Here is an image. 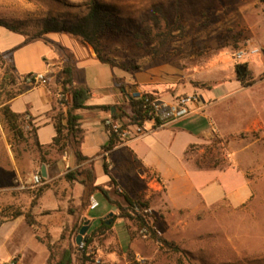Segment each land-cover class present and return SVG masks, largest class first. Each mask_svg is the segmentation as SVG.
<instances>
[{
	"label": "rangeland",
	"instance_id": "374dc122",
	"mask_svg": "<svg viewBox=\"0 0 264 264\" xmlns=\"http://www.w3.org/2000/svg\"><path fill=\"white\" fill-rule=\"evenodd\" d=\"M91 1L0 0V20L20 24L23 29L35 33L41 29L38 24L41 18H70L84 12ZM98 1L133 26L140 25L143 19L144 25L148 24L152 8L164 5L169 23L165 26L167 22L164 21L162 30L172 29L167 43L163 47V37L151 35L139 38L125 32L105 35L103 54L119 65L126 64L128 70L94 61L83 42L72 35L53 32L26 42L27 35L0 25V51L13 50L19 77L15 84L5 81V70L0 68V264L14 258L21 264H49L50 260L53 263L54 257L70 245L75 247V264H264V256L254 253L255 249L264 247V222L258 221L262 217L254 216L252 205L234 207L225 200L208 205L231 197L234 189L241 185L240 176L232 178L212 171L209 159L220 155L226 158L227 167L230 166L231 157L236 159L237 155L235 132L248 127L259 110L264 116V82L251 88L259 77L264 76V4L260 0ZM52 43L63 44L75 51L78 67L83 69L79 75L86 76L91 88L98 83H108L118 85L120 91V83L134 79L133 73L153 69L151 87L154 92L162 97L196 95L199 102L194 106L198 104L205 109L206 105H211L222 120L223 133H235L232 137L223 136L218 128L209 138L202 139L211 128L210 117L207 112H202L191 114L172 126L184 127L185 132L176 133L170 127L128 147L138 153L145 164L177 174L171 183V198L185 207L170 205L163 182V187L158 189L149 184L156 192L148 199L144 184L135 182L134 190L130 191L133 198L149 203V212H145V216L158 234L173 245L166 246L149 239L143 230H138L135 219L130 221L135 232L131 239L125 219L117 214L119 208L101 190L95 192L99 206L83 211L84 185L79 181L70 182L65 177L71 169L82 165L73 164L69 170L59 168L63 156L56 151L47 154L49 161L46 163L43 156L47 147L38 145L31 127L27 124L25 136L16 137L2 119L1 106L9 92L39 86L25 84L21 79L44 72L48 62L57 56ZM255 50L258 52L254 53ZM240 51H244L241 60L236 57ZM241 64L248 65L245 75L238 71ZM60 72L46 83L55 91L61 85ZM243 86L250 88L243 90ZM42 94V89H37L19 98L13 104L14 109L22 111L31 98L41 100ZM239 104L245 109L241 117L237 114ZM124 107L130 109L128 104ZM84 117L89 124L101 116L90 113ZM89 128L93 131L87 133L83 150L94 156L107 130L101 119L98 125ZM49 135L44 131L40 138L48 141ZM212 138L225 140V153L219 152L221 146L211 142ZM199 140L186 154L188 145ZM227 140L233 143L229 145ZM263 146L264 143L257 144L256 148ZM67 153L71 157L74 152L68 149ZM116 154L119 163L131 160L127 149H119ZM246 156L247 152H244L239 159L245 161ZM93 159L98 184L108 187L104 159ZM195 162H200L202 170ZM43 164L47 170L49 165L55 167L54 176L48 173L42 184L32 186L30 179L34 173H41ZM137 167L133 166L135 172ZM109 168L116 175L117 168L111 163ZM125 169L122 163L120 173ZM150 178L161 180L156 174ZM116 183L111 188L112 196L124 203L123 195L129 190ZM19 211L24 214L17 216ZM111 213H114L112 217ZM110 218H113L108 224L111 227L99 232L102 220ZM83 219L84 223L91 220L92 225L83 241L84 249H80L76 242L80 232L77 226ZM88 238H92V242L85 251Z\"/></svg>",
	"mask_w": 264,
	"mask_h": 264
},
{
	"label": "trees",
	"instance_id": "16d2710c",
	"mask_svg": "<svg viewBox=\"0 0 264 264\" xmlns=\"http://www.w3.org/2000/svg\"><path fill=\"white\" fill-rule=\"evenodd\" d=\"M264 4V0H260ZM164 21L169 23V17L167 15L164 5H156L152 8L150 14V22L144 25V19L138 26H133L129 21L123 20L117 16L115 11L101 4L98 0H92L88 8L81 14H76L70 18H60L57 16H47L39 20L41 29L35 33H30L23 29L20 24L8 22L6 20H0V25L6 27L14 32L23 33L26 36V42H30L36 38L43 37L49 33H66L72 35L83 43L91 45L97 53V57L101 62L109 63L111 65H119L113 59L106 57L103 54L102 39L105 35L110 32L120 33L125 32L132 34L136 37H144V35H151L162 38L163 47L167 43V38L171 35L172 29L162 30L164 27ZM11 51L1 52L0 51V68L5 70V81L10 83H17L19 77L16 73V67L13 62V56ZM122 68L130 70L126 64L119 65ZM60 79L62 85V94L64 98L58 100L60 110L52 118L55 125L57 134L53 138L52 143L45 146L38 142L40 147H47L44 153L43 159L47 163V154H50L52 150L59 153H63L69 146L72 147L75 155L78 158L80 166L76 169H71L66 174V179L70 182L79 181L85 187L84 189V201L82 204L83 211L85 209L90 210L89 197L95 194L97 190H101L110 202L116 205L119 210V216L124 219H135L138 224V230L147 229V236L149 239L155 240L162 245L170 246L173 245L167 238L158 234L157 230L150 223V220L142 212L144 207H149V203L141 200H134L128 194H124V203L119 202L112 196V186L116 185V179L111 174L109 164L104 161L105 172L110 174L111 180L108 183V187L97 183V172L93 164V160L89 156L84 155L81 150V143L83 140V128L82 120L83 115L78 111L80 109L90 107L87 103L93 97L92 89L88 85H79L75 83V67L72 61L67 60L64 62V67L60 72ZM120 89H125L124 102L122 105H116V111L112 113V117L118 121H124L126 117L131 118L134 122L143 123L144 121V99L139 96H134L127 92L128 87L126 85L119 86ZM24 90L20 89L18 92H9L5 101L1 106V117L8 124L10 130L13 131L16 137L25 136V127L27 124L30 125L32 132L37 133L38 127L33 122V117L26 111L19 113L13 110L12 100L20 95ZM67 94L71 95V101L67 99ZM125 104H128L132 113H129L125 109ZM67 106L66 110L63 109ZM57 107H54L56 109ZM107 110H111V106H103ZM29 116L30 119H26ZM108 129V128H107ZM109 130V129H108ZM214 144L220 145V153L223 154L225 150V140L223 138H212L210 139ZM122 140L114 133L111 132L109 141L103 146L104 150H110L115 145L120 143ZM90 161V162H89ZM200 166V162H197ZM209 164L213 167H224L226 166V158L220 155L209 159ZM24 212L19 211L16 215H23ZM29 218L30 215L26 214ZM116 216V215H115ZM151 216V215H150ZM84 224V219L77 226L79 232ZM106 220H102L99 226V232H104L106 228H110ZM131 239L135 237V232L130 230ZM96 233V232H93ZM92 242V238L87 239V247ZM75 247L73 245L66 246L61 250L57 257H54V262L49 264H75ZM3 264H21L18 258H14L9 262Z\"/></svg>",
	"mask_w": 264,
	"mask_h": 264
},
{
	"label": "crops",
	"instance_id": "0c3cea01",
	"mask_svg": "<svg viewBox=\"0 0 264 264\" xmlns=\"http://www.w3.org/2000/svg\"><path fill=\"white\" fill-rule=\"evenodd\" d=\"M52 44H51V47L54 49L55 54L57 56L55 59L49 62H59V61L65 62L66 60L70 58L73 63V66L75 67V83L79 85H88L91 88V86L89 85L87 81L86 76L84 74L79 75L80 71H82L83 69L78 67V59H77L75 51L69 49L68 47H65L63 44H58V43L53 44V45ZM83 44L88 48V53H89L90 58L93 59L94 61L101 62L98 59L97 53L94 50V48L91 45H88L86 43H83ZM46 70L47 68L44 71ZM154 73L155 71L153 69H148L147 71L144 70V72L139 71V72L133 73L134 79L128 80L125 83H120L119 86L126 85L128 87L127 92L129 94L132 92V90H139V91L146 92V93L157 94L156 92H154L155 89L151 87L152 83L154 82V79L152 78ZM262 82H264L263 75L259 77L258 81L254 83V87H251V88H255L256 85H260ZM117 86L118 85H109L108 83H98V85L95 88H91L93 92V97L87 103L90 107L80 109L78 111L79 113L83 115V120H82L83 140L81 143L82 152L84 153V155L89 156L91 160H94L93 158L95 157H101L104 159V161L106 160L109 165L111 163L112 166L116 167L117 168L116 175L110 169L111 174L115 177L116 182L123 184L126 187V189L129 190V192L125 194H128L131 198H133V195L131 194L130 191L134 190L135 182L144 184V188L147 191L145 195L147 199L150 198L154 192H156L155 190H153V188L149 187V184L151 186L153 185L152 187H154L155 189H158L159 187H163V183H166L165 196L168 202L170 203V205L175 208L185 207V206H181V205L174 203L171 198V189H172L171 183H172V180L174 181L175 179L174 175L177 176V174H175V172L172 170L163 172L160 169H157L158 167L155 168L153 164H149L147 162L145 164L144 159L141 156H139L138 153H135L134 150L128 149L130 145H134L136 142L142 141L143 139L151 136L154 133H158L163 129L170 128L174 126L175 124H177L179 121L183 120L184 118L171 125L156 129L143 136L137 137L129 142L121 141L120 143L115 145L110 150L103 149V146L109 141L110 136H111V131L108 130L107 127L105 126L107 130L105 132L106 134H103L104 132H102V130L97 129L98 132L100 131V133L103 134V139H102V142L100 144V147L96 155L91 156L83 150V146L85 144L87 133L93 131L89 127L93 128L94 126L98 125L100 122V119L102 121V124H104V120L112 116V107L113 106L116 107V105H122V101L124 102V96L126 93L125 89H120V91H118ZM58 87L59 88L55 91L54 89H51L50 87H48L46 84L39 85L37 87L24 90L20 95L14 98L11 102L12 108L14 111L19 112V113H24L26 111H29V113L33 117V122L38 127L36 138L38 139V142L40 144H43L45 146L52 143L53 138L57 134L52 118L58 112L54 113L53 115L52 113L56 110L57 111L60 110L59 105H58L59 104L58 100H59V93L62 89V85H59ZM248 88L250 87L243 86L241 89L246 90ZM37 89H42L43 91L41 100L40 98L39 99L31 98L29 102L26 103V108L23 109L22 111L14 109L13 104L16 100H18L21 97L29 95L30 93H32L33 91ZM172 97H175V96L162 97V98L166 100H171ZM67 99L71 101L70 94H67ZM203 102H204V99H203ZM103 106H111V110H107L103 108ZM54 107H57V108L54 109ZM66 108L67 106L63 107L64 110H66ZM194 108H195V112L193 114L207 112L208 116L210 117L211 128L207 129V132L202 135V139L209 138L214 132L217 131L218 128L220 129L223 136L226 135L227 137H232L235 133H237V140H236L237 147L235 148L236 154H237L236 159H234V156H232L231 157L232 164L230 166L227 167L226 165L224 167H219V168L212 167V171L221 172L223 174L231 176L232 178H236V176H240L241 185L234 189V194H232L231 197L226 196L223 199L215 200L214 202H211L208 205H212L222 200L227 201L230 205L234 207H248L249 205H252L254 216L262 217L258 219V221L264 222V146L259 149L256 148L257 144L264 143V116L261 113L262 111L259 110V112L255 114L253 122L248 127L241 129L235 133L224 134L223 128H222L223 127L222 120L217 115L216 111L212 108L211 105H206L205 109H203L202 106H198L197 104V106H194ZM125 109L129 113H132L130 109L129 110L127 108ZM244 111H245L244 106L239 104L238 109H237V114L239 115V117L243 115ZM90 113L91 114L97 113L101 117H99L96 122H89L88 124L86 123L84 116ZM148 125H151V123H148ZM172 128H174L173 130L177 131L176 133L187 131L184 127H176V128L172 127ZM44 131H48L50 133L49 135L50 139L48 141H42L40 138L41 133H43ZM201 140L188 145L186 154L191 147L197 145ZM231 142L232 140L228 142L229 145ZM122 148L127 149L131 153V160H123L121 163H119L116 153L119 149H122ZM68 149H72V147L69 146L63 153H60L62 154L63 157L61 159L62 161H60L59 168H61L62 166L66 168L67 170H69L73 164L74 165L79 164L78 158L75 155V153H73V156L68 157V153H67ZM53 151L55 150H52V152ZM244 152H247V156H246L247 159L245 161H241L239 159V155ZM187 158L190 161H192L191 157L187 156ZM122 163H124V165L126 166V169H125L126 171L123 173H120V166L122 165ZM195 163L197 167L201 169V167L197 164V162ZM134 165L138 166L137 167L138 169L136 170L137 172L133 170ZM55 171H56L55 167L53 168L52 165L51 166L49 165L48 167L49 176L53 177ZM153 174H156L157 176H159L161 180L159 181L157 178L151 179L150 176ZM108 176H109V181H107L106 184H108L111 180L110 174H108ZM126 176H127V179H126ZM97 183H98V180H97ZM133 199L140 200V199H135V198ZM117 214L119 216L120 210ZM125 221H126L127 227L130 230H132V226L130 223L131 219H127V220L125 219ZM254 253L264 256V247L255 249ZM262 260H264V257L262 258Z\"/></svg>",
	"mask_w": 264,
	"mask_h": 264
},
{
	"label": "built area",
	"instance_id": "2783aa9c",
	"mask_svg": "<svg viewBox=\"0 0 264 264\" xmlns=\"http://www.w3.org/2000/svg\"><path fill=\"white\" fill-rule=\"evenodd\" d=\"M258 52L257 50L254 53ZM237 59L244 58V51H240L236 54ZM64 62H49L47 70L37 74H30L23 76L21 81L28 85H45L54 74L58 71H62ZM62 91V89H61ZM60 91L59 99L64 98V94ZM134 96H139L144 99V121L143 123L134 122L131 118L126 117L125 120L118 121L112 116L104 120L105 126L114 132L122 141L129 142L137 137L143 136L156 129L166 127L179 120L190 116L195 112L194 104L199 102V99L194 94H183L172 97L171 100H166L155 93H146L139 90H132L130 93ZM26 119H30L29 116ZM151 123V125H148ZM30 127V125L28 124ZM44 177L40 172H36L32 175L30 183L32 186L42 184ZM99 206V201L92 194L90 197V210ZM143 213L149 212V207L142 209ZM147 229H143V233L146 235ZM80 249H84L85 243L82 242L78 245Z\"/></svg>",
	"mask_w": 264,
	"mask_h": 264
},
{
	"label": "water",
	"instance_id": "95a60500",
	"mask_svg": "<svg viewBox=\"0 0 264 264\" xmlns=\"http://www.w3.org/2000/svg\"><path fill=\"white\" fill-rule=\"evenodd\" d=\"M248 70V65L247 64H241L239 65L238 67V71L242 74V75H245L246 72ZM116 111V107L113 106L112 107V113H114ZM41 174L44 178H47L48 177V170H47V166L46 164H43L42 165V169H41ZM114 215V213H111L110 216L112 217ZM113 220V218H110L109 220H107V224H110L111 221ZM91 225H92V222L91 220H87L84 225L82 226V228L80 229V232L79 234L77 235V239H76V242L77 244H81L85 237H86V234L88 233V231L90 230L91 228Z\"/></svg>",
	"mask_w": 264,
	"mask_h": 264
}]
</instances>
